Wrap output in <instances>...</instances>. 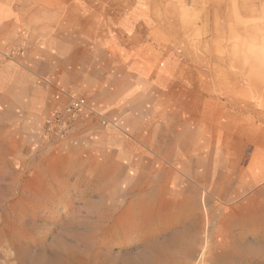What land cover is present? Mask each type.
<instances>
[{
  "label": "rangeland",
  "instance_id": "374dc122",
  "mask_svg": "<svg viewBox=\"0 0 264 264\" xmlns=\"http://www.w3.org/2000/svg\"><path fill=\"white\" fill-rule=\"evenodd\" d=\"M9 2L54 28L0 64L73 92L0 85V264H264V0Z\"/></svg>",
  "mask_w": 264,
  "mask_h": 264
},
{
  "label": "crops",
  "instance_id": "0c3cea01",
  "mask_svg": "<svg viewBox=\"0 0 264 264\" xmlns=\"http://www.w3.org/2000/svg\"><path fill=\"white\" fill-rule=\"evenodd\" d=\"M9 3V0H0V47L7 50L13 43L25 39L32 41V43L36 39H41L47 45L49 39H51L52 28H54L52 15L46 11L43 12L45 13L44 15L40 16L38 15L40 13L39 10L32 9L27 11L28 14H26L25 18L22 16L17 21V17L10 14ZM37 8L41 7L37 6ZM36 51L40 52L43 49L36 48L33 52ZM37 60L36 56H30L26 61L17 65L0 64V85L6 88L5 91H7L9 96L11 93L18 91V95L15 98H10L8 104H13L14 100L18 107H21L22 122L25 127L31 125L28 120L31 119L32 122L41 116L46 99L48 102L50 98L53 99L54 90L50 89V91L49 88L53 89V87L59 86L62 90L71 91L70 87L69 89L62 85L65 82L61 81L60 77L53 74V72V75H44L38 67ZM42 77H47L48 79H43ZM49 79L50 81H47ZM77 96L85 97L84 95ZM93 103L97 111L104 112V108L95 102Z\"/></svg>",
  "mask_w": 264,
  "mask_h": 264
},
{
  "label": "built area",
  "instance_id": "2783aa9c",
  "mask_svg": "<svg viewBox=\"0 0 264 264\" xmlns=\"http://www.w3.org/2000/svg\"><path fill=\"white\" fill-rule=\"evenodd\" d=\"M71 107L69 108V111L74 114L80 113L84 107L86 106V100L81 99H73L70 103Z\"/></svg>",
  "mask_w": 264,
  "mask_h": 264
}]
</instances>
